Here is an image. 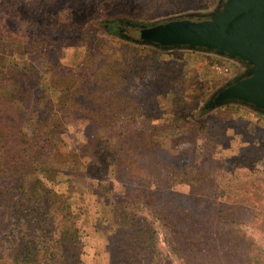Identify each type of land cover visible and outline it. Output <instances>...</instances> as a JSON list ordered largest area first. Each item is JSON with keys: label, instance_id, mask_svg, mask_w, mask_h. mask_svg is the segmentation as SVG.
<instances>
[{"label": "trees", "instance_id": "trees-1", "mask_svg": "<svg viewBox=\"0 0 264 264\" xmlns=\"http://www.w3.org/2000/svg\"><path fill=\"white\" fill-rule=\"evenodd\" d=\"M6 9L0 19L13 22L17 18L25 25L28 18L21 13L25 9L21 2L9 0ZM23 36L0 27V264H77L76 216L69 198L54 186L73 183L70 173L79 170L75 163L85 157L89 159L85 173L94 180L103 178L112 165L122 166L127 176L109 210L115 230L112 264H264L262 248L245 228L264 219L261 203L253 200L259 195L257 180L264 179V171L249 168L256 161L255 153L226 157L216 152L219 127L190 121L199 99L172 102L164 119L183 132L160 141L157 130L161 128L134 125L149 114L143 112L138 96L144 68L140 52L146 49L115 43L126 51L105 58L99 66L92 53L83 55L76 62L78 74L52 82L59 89L54 98L49 94L51 87L37 84L41 70L29 60L32 52ZM127 54L132 61L124 64ZM17 58L22 62L14 68ZM126 82L132 83L126 86L128 107L122 106L126 97L121 94ZM145 96V104L152 106L150 92ZM236 112L241 114L228 122L242 123L244 131L255 130L260 118L246 109ZM70 118L82 121L86 150L56 154L36 172ZM117 121L131 124H112ZM255 140L253 147L264 149ZM175 161L185 162L175 168ZM182 183L191 186L186 195L174 190ZM154 222L162 225L177 263L158 260Z\"/></svg>", "mask_w": 264, "mask_h": 264}, {"label": "rangeland", "instance_id": "rangeland-1", "mask_svg": "<svg viewBox=\"0 0 264 264\" xmlns=\"http://www.w3.org/2000/svg\"><path fill=\"white\" fill-rule=\"evenodd\" d=\"M12 1L21 2L24 5L25 9L21 13L25 12L24 15L28 19L25 25L22 26L17 22V18L13 22H9V20L5 21L3 18V20L0 19V27L16 35L20 32L23 33V39L27 40L26 48L32 52L29 55V60L32 62V65L39 67L41 70L38 73L40 83L37 84L42 85V87H51L49 91L50 97L57 98L59 94V89L52 83L54 80L61 81L60 77L64 79L78 74L75 68L76 62L81 60L83 55L92 53V56L95 58L93 60L94 63L99 66L105 58L111 55L116 56L117 52L122 50L126 51L120 45H114L115 43L139 46L146 50L140 52V66L144 68L141 71L143 74L139 75L138 79V82L140 81L142 86L138 92V96L141 101L140 105L143 106V112L149 114L138 118L134 121L136 122L134 125L138 128L148 127L152 124L156 125L158 128H161L157 130V137L163 142H165L163 137L165 138L169 134L174 138L183 132V129H177L165 121V112L169 110L168 107L172 102H177L178 99L184 100V97L190 98L195 96L199 99L197 109H193L192 114L189 116L191 119H189L191 122H195V124L205 122L207 126L215 125L219 127V141L216 145V152H220L221 155L226 157L234 155L245 156L249 153L251 156V154L255 153L257 154L256 161L254 164L251 163L249 168L264 171V168L260 165V162L264 160V149H257L258 146L253 147L254 138H256V143L258 142L261 146H264L263 116L256 114L248 108L235 105L218 108L220 110L218 113L216 111L218 109L203 113L205 101L233 75V72L237 69L235 64L225 59H218L212 55L196 51H161L151 46L129 42L121 39L120 35L113 33L114 30L120 31L123 29L119 28V26H126L124 29H128L129 25L126 22L149 25L166 20L167 18L185 17L188 12H202L213 5L216 0ZM7 2L9 0H0V16L6 12ZM191 17L201 18L199 14ZM110 21L117 23H108ZM22 29L24 30L23 32L20 31ZM37 38L38 44L36 42ZM40 50L43 54L38 53ZM151 51L156 53V55L151 54ZM170 53H176V55L169 57L167 54ZM205 56L214 58V60L209 61ZM131 57V54H127V56L123 55V63L129 64ZM153 57L155 63L152 61ZM19 62H22L21 58L15 59L14 68L19 67ZM215 62L228 65L229 71L227 73L218 72L212 67ZM124 66L127 70L128 66ZM138 82L135 84L138 85ZM130 85L132 83L126 82L125 88L121 92L122 96L126 97L122 105L125 107L131 105L127 98L130 94L129 87H126ZM146 91H149L152 97V100L149 101L153 105L149 107L145 104L147 101L145 96ZM105 99L107 100L108 97H105ZM111 100L114 103V95L111 97ZM188 107H190V104ZM239 108L246 109L252 115L260 118L256 122L254 120L256 125L255 130L254 128H248L249 131L245 129V132L240 126L242 123L227 121L229 118L241 114L236 112ZM200 110L202 111L200 112L201 114L198 113ZM148 116L150 117L148 118ZM151 116L154 117L151 119ZM67 122L63 124L62 130L55 136L45 160L37 165L36 172L50 164L52 157L54 158L56 154L86 150V148H82L85 141V131L83 130L82 121L70 118ZM119 123L128 126L131 124L126 121H117V123L113 122L112 124L117 125ZM111 126L109 125V127ZM167 126L173 128L170 129L168 127L166 129L165 127ZM195 136H199V133L195 134ZM196 139L200 145V138L197 137ZM164 155V152L161 153V157ZM186 159L188 162L190 158L187 157ZM88 160L85 157L76 161L75 166L79 167V170L69 172L73 183L62 182L56 184L54 187L59 192L66 194L71 201L72 210L76 216L80 234V243L76 248L77 264H112V246L115 230L109 210L114 202L113 196L122 192L123 185L127 181V176L122 166L112 165L107 169L106 175L103 178L94 180L84 170V164ZM184 162L181 165L178 161H175L174 167L179 168L183 166ZM205 164V161H203L202 168H204ZM232 168L227 169L226 172ZM26 178L28 179L29 177ZM257 182L258 186L255 192H258L259 195L254 197L253 200L260 202L264 209V179L257 180ZM174 190L179 195H186L191 191V186L183 183L176 184ZM142 211L148 213L146 210ZM262 217L259 216L260 219ZM254 222V224H250V226L245 228L247 233L262 248L264 258V219ZM153 227L157 236L158 260L161 262L177 263L178 259L169 250L168 237L164 233L162 225L154 222ZM250 264L258 263L252 262Z\"/></svg>", "mask_w": 264, "mask_h": 264}, {"label": "water", "instance_id": "water-1", "mask_svg": "<svg viewBox=\"0 0 264 264\" xmlns=\"http://www.w3.org/2000/svg\"><path fill=\"white\" fill-rule=\"evenodd\" d=\"M195 14L201 18H192ZM126 23L128 29L113 32L121 39L161 51L201 52L237 66L205 101L203 113L235 105L264 117V0H216L185 17ZM260 165L264 168V160Z\"/></svg>", "mask_w": 264, "mask_h": 264}, {"label": "built area", "instance_id": "built-area-1", "mask_svg": "<svg viewBox=\"0 0 264 264\" xmlns=\"http://www.w3.org/2000/svg\"><path fill=\"white\" fill-rule=\"evenodd\" d=\"M212 67L217 70L218 72L227 73L229 71L228 65H225L223 63H217L215 62Z\"/></svg>", "mask_w": 264, "mask_h": 264}, {"label": "flooded vegetation", "instance_id": "flooded-vegetation-1", "mask_svg": "<svg viewBox=\"0 0 264 264\" xmlns=\"http://www.w3.org/2000/svg\"><path fill=\"white\" fill-rule=\"evenodd\" d=\"M124 27H126V26H123V27L119 26V28H123V29H124Z\"/></svg>", "mask_w": 264, "mask_h": 264}]
</instances>
